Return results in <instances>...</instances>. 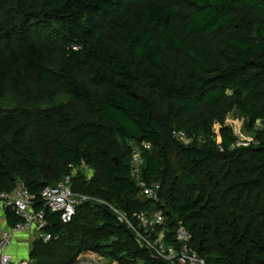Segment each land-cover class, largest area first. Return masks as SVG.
I'll return each instance as SVG.
<instances>
[{"label": "trees", "instance_id": "obj_1", "mask_svg": "<svg viewBox=\"0 0 264 264\" xmlns=\"http://www.w3.org/2000/svg\"><path fill=\"white\" fill-rule=\"evenodd\" d=\"M5 87L30 102L61 91L72 103L58 115L23 112L14 132L13 117L0 121L13 132L0 149V194L22 181L45 212L43 231L58 237L35 241L33 264H74L83 253L166 264L104 204L78 207L68 224L47 208L43 188L83 161L98 169L87 188L100 200L131 216L162 209L166 243L177 244L183 222L209 264H264V131L259 145L237 148L224 124L230 110L264 122V0H0ZM184 130L188 144L174 134ZM30 131L44 147L30 146ZM130 142L150 145L143 177L161 185L158 202L132 177ZM168 147L183 161L180 189L168 188ZM5 214L10 227L22 221Z\"/></svg>", "mask_w": 264, "mask_h": 264}, {"label": "built area", "instance_id": "obj_2", "mask_svg": "<svg viewBox=\"0 0 264 264\" xmlns=\"http://www.w3.org/2000/svg\"><path fill=\"white\" fill-rule=\"evenodd\" d=\"M174 134L180 140H184L186 137L182 131ZM130 146L132 147V177L140 194L146 199L158 202L161 185L156 182L149 183L143 177L144 158L142 149L149 150L150 145L143 143L141 146H137L130 142ZM80 168H86L84 161L79 166L70 164L69 173L62 180L55 185L44 187L41 192V198L47 208L51 212L59 214L62 223H70L75 217L78 207L86 203L98 202L106 205L117 216L119 222L127 226L136 235L139 245L149 251L153 258L162 260L166 264H209L192 247V234L183 222H179L176 229L177 244L166 243V215L162 209H155L151 212L140 211L131 216L110 203L75 192L72 187L73 178ZM34 201L35 197L22 181L17 183L13 191L0 194V264H33L29 259H14L9 252L19 234L36 233L37 238L44 243L58 239V237L43 231L48 222L45 218V212L34 208ZM7 210H11L20 216L22 221L16 226L4 228L3 220H6L5 213ZM82 255L84 257L91 256L94 261L84 264H119L118 261H109L94 253H83L79 256Z\"/></svg>", "mask_w": 264, "mask_h": 264}, {"label": "rangeland", "instance_id": "obj_3", "mask_svg": "<svg viewBox=\"0 0 264 264\" xmlns=\"http://www.w3.org/2000/svg\"><path fill=\"white\" fill-rule=\"evenodd\" d=\"M188 5L191 7L190 1H186ZM225 38L227 35H224ZM224 38V39H225ZM92 90L97 94H103L106 89L104 87L101 88H92ZM70 107H72V103L70 101L69 96L61 91H53L52 94L46 99L36 102V101H26V99L19 94L16 93L10 87L0 88V121L5 117H13L15 120V127L13 128V132L20 128L23 125V112L30 113L31 115H35V113H40L42 115H58L63 112L69 111ZM74 108V107H73ZM185 123V121H183ZM225 126L229 129V134L235 138V146L238 147H246V146H257L259 145V132L264 131V122L259 121L257 123H253L249 117L246 115L236 112L234 110H230L226 114L225 118ZM188 130V129H187ZM190 130V129H189ZM186 130L182 131L186 134ZM218 132V130H216ZM13 132H1L0 131V149L5 147L12 139ZM27 138L30 142V146L33 148L39 149L40 147L45 146L44 140L40 139L37 132L30 131L27 134ZM179 139V138H178ZM180 140V139H179ZM184 144H188L190 142V138L186 134L184 140H180ZM217 143L221 142V135L218 133L216 138ZM121 144V149L124 151V147L122 141L119 140ZM168 155L171 164V179L168 182V188L174 187L176 189H180V181L182 178V174L180 170H178L179 165L182 164L181 158L177 156V154L171 149V147L167 148ZM80 176H83V181L86 182L85 187L82 186V183L77 181L76 189L82 193L83 195H87L90 197H94L96 199L103 198L101 193H94L93 190L87 188V183L96 177L98 173V169L94 168H81L80 172H78ZM81 173V174H80ZM78 175V174H77ZM27 239V238H26ZM37 234H31L27 241L25 242V257L23 259H30V253L34 246L35 241H38ZM87 254V253H84ZM110 261V260H109ZM93 258L91 256L84 257L79 256L74 264H84V263H92ZM33 263V262H32ZM36 262H34L35 264ZM42 263H47V260L42 259ZM95 264V263H94Z\"/></svg>", "mask_w": 264, "mask_h": 264}, {"label": "crops", "instance_id": "obj_4", "mask_svg": "<svg viewBox=\"0 0 264 264\" xmlns=\"http://www.w3.org/2000/svg\"><path fill=\"white\" fill-rule=\"evenodd\" d=\"M4 228H8V224L6 220H3ZM31 234H19L16 236L14 244L9 249L10 254L14 257V259H22L25 256V242ZM27 238V239H26Z\"/></svg>", "mask_w": 264, "mask_h": 264}]
</instances>
